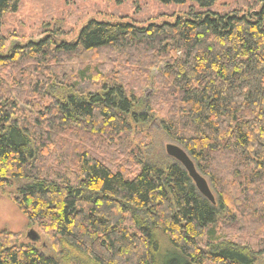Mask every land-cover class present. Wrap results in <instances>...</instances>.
<instances>
[{"label":"trees","instance_id":"trees-1","mask_svg":"<svg viewBox=\"0 0 264 264\" xmlns=\"http://www.w3.org/2000/svg\"><path fill=\"white\" fill-rule=\"evenodd\" d=\"M156 1L190 6L162 22L92 18L75 41L53 30L12 45L3 18L21 0H0V188L28 180L13 200L54 253L93 264H256L264 256V5L222 12L218 0ZM97 51L137 69L93 71L83 58ZM148 65H163L158 93L176 97L164 128L210 176L215 204L176 160L163 169L134 153L138 169L129 173L108 150L124 142L126 152L123 137L150 119L142 85L129 83ZM55 81L69 92L23 116V88L43 101L41 89ZM94 135L100 142L88 145ZM22 236L0 229V264H63Z\"/></svg>","mask_w":264,"mask_h":264},{"label":"rangeland","instance_id":"rangeland-1","mask_svg":"<svg viewBox=\"0 0 264 264\" xmlns=\"http://www.w3.org/2000/svg\"><path fill=\"white\" fill-rule=\"evenodd\" d=\"M262 5H264V0H218L215 7L222 12L235 8H242L247 12L251 8L259 10ZM189 6L190 3L185 6L163 5L156 0H21L20 8L16 13H7L4 16L2 31L9 37L12 45L23 44L31 40H40L53 30H58L62 33V36L57 37V40L75 41L81 28L92 18L99 20L127 18L138 23H148L152 19H156L157 22H162L173 13L186 11ZM102 55L106 56L107 54L104 51H97L89 53L83 59L94 61L91 66L92 70L100 68L103 71H110V69L117 71L121 66L123 69H131V67L134 70L137 69V64H125L123 62L119 64L118 60L110 59L112 58L111 56L105 59ZM149 66L146 67L147 73L144 70L143 74L136 73L135 75V72L132 71L129 83L142 85V88H139L141 97L146 103H151L150 119L147 122L134 123L132 133L123 137L128 138L130 143L126 152H123L124 142L123 144L122 142H116L118 139L114 141L116 143H111L109 140L106 143L110 154L119 157L121 167L129 173L138 169V165L131 157L132 154L139 153L144 163H150L166 169L174 162V159L167 154V145L170 143L180 145L169 136L163 124V120L170 114L171 103L176 97L168 96L162 98V95H159L158 91L162 88L163 79H158V73L163 68V65L159 68H149ZM41 90L43 96H45L43 101H40L39 98L41 97L36 92L31 90L32 93L30 94L27 88H23V92H26V96H28H25L20 101L23 116L29 119L36 117L40 112L39 108L52 103V97L54 99L62 98L69 92V89L62 87L57 81ZM33 99L36 100L34 101ZM85 142L88 145H91V142L95 145L100 140L94 135L92 139L86 137ZM105 151L106 146L102 153ZM195 164L199 169L196 161ZM203 176L207 179L218 201L219 194L215 190L210 176L208 174H203ZM26 183H28V180L16 179L11 186L0 188V229L21 233L23 235L21 240L29 239L27 233L31 229H35L41 234V241L37 244L42 247L43 252L46 254L55 255L63 264H93L88 257L77 252H72L70 257L66 254V251L61 254L59 252L54 253L50 247L48 237L37 224L29 222L26 215L13 200V193ZM219 218L221 219V217ZM218 225L219 229L223 230L224 224L221 221ZM230 234L238 236L240 232L233 227V230H230ZM59 251L61 252V249ZM72 257L75 261H72ZM256 259V264H264L263 255Z\"/></svg>","mask_w":264,"mask_h":264},{"label":"water","instance_id":"water-1","mask_svg":"<svg viewBox=\"0 0 264 264\" xmlns=\"http://www.w3.org/2000/svg\"><path fill=\"white\" fill-rule=\"evenodd\" d=\"M167 154L174 160L179 162L189 173V176L194 181L197 189L212 203H217L216 197L203 174L197 168L194 159L189 155V153L181 145L178 144H168L166 147ZM27 237L30 241L38 243L41 241V234L35 229H31L27 233Z\"/></svg>","mask_w":264,"mask_h":264}]
</instances>
